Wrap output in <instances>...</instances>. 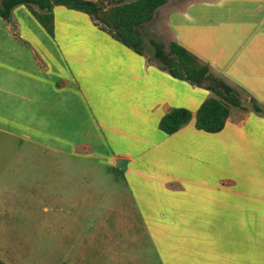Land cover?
Returning <instances> with one entry per match:
<instances>
[{"label": "crops", "instance_id": "0c3cea01", "mask_svg": "<svg viewBox=\"0 0 264 264\" xmlns=\"http://www.w3.org/2000/svg\"><path fill=\"white\" fill-rule=\"evenodd\" d=\"M159 13L171 40L264 103V0H167ZM53 14V37L24 5L12 10L17 36L0 17V132L50 126L62 151L118 168L131 195L104 211L119 228L162 231L167 264H264V115L234 108L221 131L199 130L195 112L210 91L81 11ZM173 107L192 118L166 134L158 122ZM113 236L104 233L103 248L122 260Z\"/></svg>", "mask_w": 264, "mask_h": 264}, {"label": "rangeland", "instance_id": "374dc122", "mask_svg": "<svg viewBox=\"0 0 264 264\" xmlns=\"http://www.w3.org/2000/svg\"><path fill=\"white\" fill-rule=\"evenodd\" d=\"M142 30L147 47L150 38L165 46L171 40L161 13ZM38 129L0 132V258L9 264H167L162 231L149 237L145 227H135V237L128 225L119 228L116 212L104 211L131 195L117 181L118 168L74 157L58 146L50 126ZM105 232L123 247L122 260H115V247L103 248Z\"/></svg>", "mask_w": 264, "mask_h": 264}, {"label": "trees", "instance_id": "16d2710c", "mask_svg": "<svg viewBox=\"0 0 264 264\" xmlns=\"http://www.w3.org/2000/svg\"><path fill=\"white\" fill-rule=\"evenodd\" d=\"M167 0H0V17L10 25L17 36V26L12 19V10L24 5L42 28L54 36L53 7L64 6L69 10L87 14L103 32L133 50L147 56L149 62L166 71L172 77L184 80L191 85L205 88L210 95L195 112L194 125L197 129L216 133L221 131L234 108L251 110L264 115V103L258 102L244 89L233 86L211 65L200 59L190 50L171 40L166 46L150 38L149 47L145 44L142 26L151 21L157 9ZM148 40V38H147ZM192 112L185 107H173L158 122V128L172 134L189 122ZM0 264H8L0 258Z\"/></svg>", "mask_w": 264, "mask_h": 264}]
</instances>
